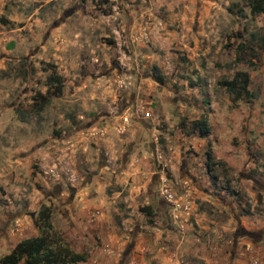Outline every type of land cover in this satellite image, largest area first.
Returning a JSON list of instances; mask_svg holds the SVG:
<instances>
[{
  "label": "rangeland",
  "instance_id": "obj_1",
  "mask_svg": "<svg viewBox=\"0 0 264 264\" xmlns=\"http://www.w3.org/2000/svg\"><path fill=\"white\" fill-rule=\"evenodd\" d=\"M263 24L246 0H0V207L13 214L28 205L38 216L47 206L52 216L80 188L101 201L102 192L133 185L141 192L128 195L129 203L141 209L164 172L180 196L191 201L192 193L210 211L198 195L208 175L206 150L224 163L227 145L241 153L242 131L225 123L231 116L250 112L256 126L264 123V52L256 68L236 60L239 40ZM50 66L63 86L47 100ZM236 71L248 73L256 100L232 104L218 85ZM135 108L152 115L151 124L142 123L150 131L130 124L118 132L120 116ZM203 115L211 134L199 138L190 122ZM248 153L255 163L264 159L259 150ZM225 167V177H208L211 195L247 208L255 184L245 190L241 183L256 181L257 170ZM128 172L132 179H123ZM127 194L117 201L122 209ZM10 250L0 244V258Z\"/></svg>",
  "mask_w": 264,
  "mask_h": 264
},
{
  "label": "crops",
  "instance_id": "obj_2",
  "mask_svg": "<svg viewBox=\"0 0 264 264\" xmlns=\"http://www.w3.org/2000/svg\"><path fill=\"white\" fill-rule=\"evenodd\" d=\"M262 119L264 122V116ZM254 121L250 112L226 119L225 123L229 126H225L236 125L242 131L243 143L239 155L227 145V152L220 156L233 170L243 166L257 170L256 181L247 177L241 185L248 190L246 183L255 184L254 191L250 193L253 195L254 192L255 197L258 195L260 203L251 199V205L240 210L231 196L214 199L210 193L211 182L206 175L207 178L203 177V188L197 187L198 195L201 203L208 202L212 207L210 211L201 209L199 204L192 201L191 193L189 212L181 221V228L173 226L167 206L156 196V191L146 194L141 205L151 208L153 217L149 221L140 212L139 206L129 203L135 191L137 194L141 192L133 185L129 188L125 186L121 191L115 189L110 194L102 192L101 201L94 193L93 197L86 198L88 190L80 188L72 193L71 203L56 208L50 219L51 224L75 252L85 254L84 264H174L177 260L189 264H264V159L259 158L255 163L248 153L250 147L252 151L264 153V123L256 126ZM143 122L152 123L136 118L131 124L142 126V131H150L149 126H143ZM251 137L256 138V146ZM134 149L135 145L132 147ZM129 158L131 162L133 157L130 155ZM143 166L147 168L144 163ZM125 175L123 179L132 177L129 172ZM115 177L114 183L122 185L120 177ZM152 180L156 182V176ZM124 190L128 194L120 198L125 204L122 209L117 201ZM3 207H0L2 246L5 244L11 249L19 241L39 234L37 214L31 212L28 205L13 214L11 208L5 206V210Z\"/></svg>",
  "mask_w": 264,
  "mask_h": 264
},
{
  "label": "trees",
  "instance_id": "obj_3",
  "mask_svg": "<svg viewBox=\"0 0 264 264\" xmlns=\"http://www.w3.org/2000/svg\"><path fill=\"white\" fill-rule=\"evenodd\" d=\"M246 7L252 16L264 15V0H246ZM229 11L236 15L244 14L243 8L237 9V11L229 8ZM236 49V60L239 63L246 64L250 68H256L260 62V55L264 52V24L259 30L248 33L247 40L240 39ZM50 67L49 75L46 78L47 100L49 96L61 95L63 86L61 76L57 74L53 66ZM156 81L162 83L163 78L158 76ZM218 85L230 95L232 104L239 101L251 102V100L257 98L250 91V77L247 72L236 71L231 79L221 80ZM40 97L44 98L43 96ZM190 129L199 138L208 137L211 134L208 115H203L199 119L191 121ZM205 167L211 181L217 180L220 174L224 176L229 171L224 162L215 160L210 149L205 152ZM220 167L222 169L221 173L218 172ZM225 183H229V179H226ZM256 201L257 203L261 201L258 195H256ZM140 212L149 221L152 220L153 213L149 206L142 207ZM50 219V209L47 206H42L36 218L39 234L19 241L7 254L0 258V264H84L85 254L75 252L64 240L61 233L54 229Z\"/></svg>",
  "mask_w": 264,
  "mask_h": 264
},
{
  "label": "built area",
  "instance_id": "obj_4",
  "mask_svg": "<svg viewBox=\"0 0 264 264\" xmlns=\"http://www.w3.org/2000/svg\"><path fill=\"white\" fill-rule=\"evenodd\" d=\"M140 118L142 121H152L153 117L149 112L143 111L140 108H135L132 115L120 116L119 126L117 128L118 132L122 133L125 128L131 124L133 120ZM152 140L155 144L158 143V137L153 134ZM52 176L59 178V174L53 169L50 170ZM66 174V179L70 185H74L76 182V177L74 174H69L70 172H64ZM156 193L158 198H160L168 209V214L173 226L181 228V221L185 216L188 215L190 202L183 196H180L172 187L170 179L166 176L164 172L160 173L157 177ZM174 264H189L186 261L177 260Z\"/></svg>",
  "mask_w": 264,
  "mask_h": 264
}]
</instances>
